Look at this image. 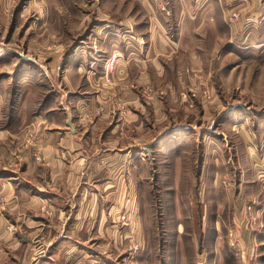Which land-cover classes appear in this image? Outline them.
Returning <instances> with one entry per match:
<instances>
[{"label":"rangeland","instance_id":"rangeland-1","mask_svg":"<svg viewBox=\"0 0 264 264\" xmlns=\"http://www.w3.org/2000/svg\"><path fill=\"white\" fill-rule=\"evenodd\" d=\"M92 1L0 0L3 172L23 167L27 152L42 163L53 117L61 121V134L71 127L63 110L52 115L61 107L54 84L61 82L67 46L80 34L81 10L94 11ZM188 4L194 22H208L194 35L202 47V61L193 59L199 64L191 65L168 31L171 52L159 54L156 66L149 61L145 77L128 69L127 79H113V54L102 67L106 82H95L106 92L135 89L141 103L133 114L129 102L118 99L114 125L100 127L96 136L99 150L117 153L108 169L125 172L108 193L96 195L103 207L91 225L97 229L88 243L93 264H264L257 236L264 225V10L251 11L256 5L248 0ZM69 31L76 33L69 37ZM79 82L83 90L96 88L85 77ZM75 101L71 97L70 105ZM103 112V105L77 107L74 118L96 119ZM150 142L155 145L148 149ZM6 201L0 195V204ZM46 210L34 219L42 220ZM39 227L28 246L35 261L49 257L52 245L44 238L47 228Z\"/></svg>","mask_w":264,"mask_h":264},{"label":"crops","instance_id":"crops-1","mask_svg":"<svg viewBox=\"0 0 264 264\" xmlns=\"http://www.w3.org/2000/svg\"><path fill=\"white\" fill-rule=\"evenodd\" d=\"M193 1L94 0L91 2L94 11L81 10L79 25L75 27L80 34L73 32L76 33L74 41L64 53L65 67L61 73V82L59 80L56 86L54 84L61 107L58 106L59 110L52 112V115L61 116L63 110L65 123L69 126V115L75 121L77 107L83 111L103 105L104 112L96 119L88 120L80 115L76 123L72 121L73 127L64 128L65 134H61V121L53 117L56 123L48 126L50 136L43 141L46 152L42 153V163H38L28 152L23 167L18 170L3 172L0 162V195L7 198L5 203L0 204V264H93L90 258L92 247L88 243L97 238V229L94 232L91 225L96 227L99 221L98 209L103 207L96 195L100 194V190L110 189L114 178H120L125 172L118 166L117 171L114 168L108 169L114 166L111 159L117 157V153H108L105 147L99 150L96 136L100 127L114 125L116 109L119 110L118 99L122 97L127 100L133 114L135 108H138L137 104L141 103L135 89L126 87L118 91L113 88L106 92L96 87L95 82L105 81L102 67L104 61L113 54L117 56L113 79L116 80L115 76L120 78V82L127 79L130 74L128 69L133 71L134 76L145 77L149 61L156 66L159 54L171 52L167 40L168 31L171 34L175 32L180 48L189 53L191 65L199 64H195L193 59L199 56V62L202 61V47L197 44L194 35L208 22L206 18L194 22L191 15L194 6L188 4ZM248 1L255 3L254 8H257L254 11L250 5L251 11L258 13V10H264V0ZM258 2L263 6L259 7ZM63 19L61 22L65 23L66 15ZM87 20L88 27L81 29ZM73 33L65 32L69 37ZM252 43L256 47V43ZM47 77L50 80L49 74ZM81 77H85L90 86L96 88L83 90L79 82ZM73 96L76 101L70 105ZM155 103L153 101L152 106L157 114L158 104L155 110ZM47 109L55 110L56 107L54 105ZM84 132H87L86 136H83ZM54 133L58 136H53ZM89 146L93 148L92 151L88 149ZM257 175L258 171L254 176ZM42 209H47L49 214L41 213L43 219L35 220L34 214ZM7 224H14V230L9 231ZM39 226L47 228L44 238H48L52 245L49 257L35 261L29 255L28 246L31 238L38 233H35L34 228L39 230ZM263 226L257 233L262 251Z\"/></svg>","mask_w":264,"mask_h":264},{"label":"water","instance_id":"water-1","mask_svg":"<svg viewBox=\"0 0 264 264\" xmlns=\"http://www.w3.org/2000/svg\"><path fill=\"white\" fill-rule=\"evenodd\" d=\"M68 123H69V125H70L71 127H73V122H72V116H71V115H69ZM155 142H156V141H155ZM155 142H150V143H148V144L146 145V147H147L148 149H150L152 146L155 145Z\"/></svg>","mask_w":264,"mask_h":264}]
</instances>
